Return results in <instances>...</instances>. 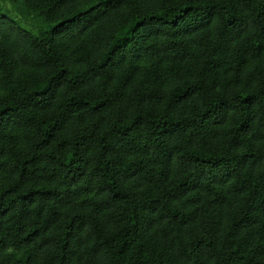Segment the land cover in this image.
Here are the masks:
<instances>
[{"label":"trees","instance_id":"16d2710c","mask_svg":"<svg viewBox=\"0 0 264 264\" xmlns=\"http://www.w3.org/2000/svg\"><path fill=\"white\" fill-rule=\"evenodd\" d=\"M0 264H264V0H10Z\"/></svg>","mask_w":264,"mask_h":264},{"label":"rangeland","instance_id":"374dc122","mask_svg":"<svg viewBox=\"0 0 264 264\" xmlns=\"http://www.w3.org/2000/svg\"><path fill=\"white\" fill-rule=\"evenodd\" d=\"M0 12L8 15L13 20L19 22L24 28L34 30L37 22L32 18H25L10 0H0Z\"/></svg>","mask_w":264,"mask_h":264}]
</instances>
